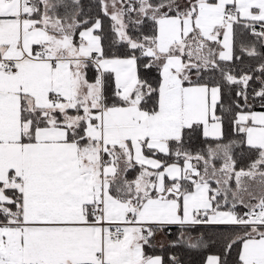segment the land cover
Returning a JSON list of instances; mask_svg holds the SVG:
<instances>
[{
	"label": "snow or ice",
	"instance_id": "1",
	"mask_svg": "<svg viewBox=\"0 0 264 264\" xmlns=\"http://www.w3.org/2000/svg\"><path fill=\"white\" fill-rule=\"evenodd\" d=\"M264 264V0H0V264Z\"/></svg>",
	"mask_w": 264,
	"mask_h": 264
},
{
	"label": "trees",
	"instance_id": "2",
	"mask_svg": "<svg viewBox=\"0 0 264 264\" xmlns=\"http://www.w3.org/2000/svg\"><path fill=\"white\" fill-rule=\"evenodd\" d=\"M189 260H191L193 262V264H199L201 257L199 256H190L188 257Z\"/></svg>",
	"mask_w": 264,
	"mask_h": 264
}]
</instances>
